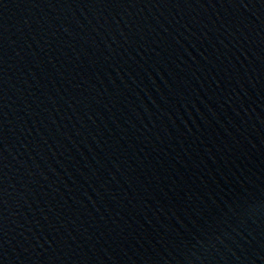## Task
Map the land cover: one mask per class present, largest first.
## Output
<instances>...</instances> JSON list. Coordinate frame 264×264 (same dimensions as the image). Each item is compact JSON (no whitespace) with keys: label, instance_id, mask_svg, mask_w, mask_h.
<instances>
[{"label":"water","instance_id":"1","mask_svg":"<svg viewBox=\"0 0 264 264\" xmlns=\"http://www.w3.org/2000/svg\"><path fill=\"white\" fill-rule=\"evenodd\" d=\"M0 264H264V0H0Z\"/></svg>","mask_w":264,"mask_h":264}]
</instances>
